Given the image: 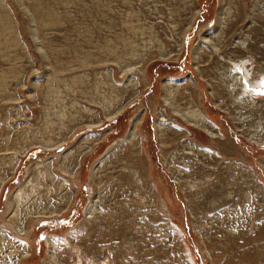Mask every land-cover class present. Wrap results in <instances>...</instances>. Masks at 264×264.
Masks as SVG:
<instances>
[{"label":"rangeland","instance_id":"374dc122","mask_svg":"<svg viewBox=\"0 0 264 264\" xmlns=\"http://www.w3.org/2000/svg\"><path fill=\"white\" fill-rule=\"evenodd\" d=\"M3 1L0 264H264V0Z\"/></svg>","mask_w":264,"mask_h":264},{"label":"bare ground","instance_id":"6f19581e","mask_svg":"<svg viewBox=\"0 0 264 264\" xmlns=\"http://www.w3.org/2000/svg\"><path fill=\"white\" fill-rule=\"evenodd\" d=\"M18 1H20V3H22L23 5H24V8H25V5H26V2L25 1H27V0H18ZM28 2V1H27ZM30 2H32V0H30L28 3L30 4ZM34 2V1H33ZM32 2V3H33ZM37 2H39V1H37ZM41 2V1H40ZM44 2V1H43ZM42 3V2H41ZM28 4V5H29ZM5 5L6 4H4V1L3 0H0V17H2L3 15H7V12H6V9H5ZM27 5V6H28ZM33 5H35L34 3H33ZM33 5H31V6H33ZM40 5V4H39ZM30 6V5H29ZM28 6V7H29ZM38 6V5H37ZM42 6V5H41ZM43 7H44V5H43ZM34 8H36V5H35V7ZM33 8V9H34ZM40 8V7H39ZM31 9V8H30ZM28 10V9H27ZM36 11H39V10H36ZM28 12V11H27ZM32 13V12H31ZM35 13V11L33 12V14ZM41 13V12H40ZM44 13V12H43ZM49 13V12H48ZM45 14H46V12H45ZM45 14H43V16L45 15ZM32 16V15H31ZM36 16V15H35ZM40 17H42L41 15H39V18L38 19H36L38 22H39V19H40ZM45 17V16H44ZM32 18V17H31ZM33 19V18H32ZM43 19V18H42ZM34 20V19H33ZM35 20V21H36ZM40 21H41V19H40ZM59 21V20H58ZM39 24L37 23V25L36 26H38ZM33 27V26H32ZM38 28H40V26L38 27ZM34 30V29H33ZM3 32V31H2ZM34 32V31H33ZM38 33V31H36V34ZM35 34V33H34ZM38 34H40V33H38ZM2 35V34H1ZM35 36V35H34ZM206 40H209L208 38H206V37H204ZM214 47H215V45H214ZM45 51V50H44ZM242 68H244V69H242ZM243 71L244 72H246V76L245 77H248L249 76V74L247 73V71H246V69H245V67H244V64L241 62V61H239V60H236L235 62H232L230 65H229V67H228V69H227V72L226 73H224V78H229L230 80H231V82H230V84H227L226 82L224 83V86L226 85V89L230 92V93H236L237 94V96H239V95H241V97L242 98H245V99H247V100H249V99H251V97L248 95V94H246L247 93V90H246V87H245V84H244V82H243V79H244V74H243ZM17 74V73H16ZM248 74V75H247ZM19 80V79H18ZM166 89V88H165ZM237 90H239V92L237 93L236 91ZM166 92H165V94L166 95H163V98H164V100H165V103L167 104V105H171V102H170V100L172 99L171 97H173V96H171L170 95V89H168V90H165ZM172 101V100H171ZM174 104V103H173ZM172 106V105H171ZM171 109H172V111H174V113L175 114H177V115H179L184 121H186L187 123H189L190 125H194V126H201L202 127V129H204V131L211 137V138H214V137H216L218 134H217V132H215L213 129H212V126L210 125L211 123L210 122H208L207 120H205V117L202 115V114H200V113H198L197 111H195V110H190V109H188V110H180V109H177V108H175V106H173V107H171ZM162 118V117H161ZM137 119H138V117L135 119V121L133 122V124H132V128H131V130H130V133H129V138H128V141H129V139L131 138V140H132V137L134 136V128H135V125H136V122H137ZM207 123H210V124H207ZM162 136H163V133L160 131V133H159V137H160V143L161 144H163V142H164V139H162ZM134 139V138H133ZM263 141H264V137H263ZM132 153V152H131ZM185 153V152H184ZM48 164V163H47ZM36 179V178H35ZM31 180V179H30ZM31 181H33V180H31ZM37 181V180H36ZM35 182V181H34ZM24 185V184H23ZM26 185V184H25ZM34 185V184H33ZM38 185V184H37ZM192 185H194L193 183L191 184V187H192ZM29 186V185H28ZM32 186V185H31ZM35 187H36V185H35ZM34 187V188H35ZM190 187V188H191ZM25 188H26V186H25ZM32 188V187H31ZM27 189V188H26ZM36 190V189H35ZM27 191H28V189H27ZM23 193H24V191L19 187V189L16 191V193H15V196H14V199H15V201H17V200H20V198L22 197V195H23ZM217 196H219L218 194H216ZM26 198V197H25ZM27 200H28V198H27ZM16 205V204H15ZM37 209V208H36ZM91 210H90V212L92 213L93 212V208H90ZM95 211V210H94ZM49 212H52V211H49ZM23 228L21 229V231L23 232ZM20 231V232H21ZM50 255V257L52 258L53 256H52V253L51 254H49ZM53 259V258H52Z\"/></svg>","mask_w":264,"mask_h":264},{"label":"snow or ice","instance_id":"6c2138e0","mask_svg":"<svg viewBox=\"0 0 264 264\" xmlns=\"http://www.w3.org/2000/svg\"><path fill=\"white\" fill-rule=\"evenodd\" d=\"M259 94L264 95V92H261V93H259Z\"/></svg>","mask_w":264,"mask_h":264}]
</instances>
